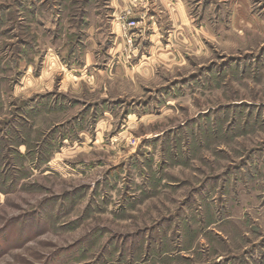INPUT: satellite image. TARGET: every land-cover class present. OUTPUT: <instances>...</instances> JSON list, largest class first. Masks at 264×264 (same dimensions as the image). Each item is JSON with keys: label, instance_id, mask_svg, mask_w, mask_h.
Returning <instances> with one entry per match:
<instances>
[{"label": "rangeland", "instance_id": "1", "mask_svg": "<svg viewBox=\"0 0 264 264\" xmlns=\"http://www.w3.org/2000/svg\"><path fill=\"white\" fill-rule=\"evenodd\" d=\"M174 1L0 0V264H264V0Z\"/></svg>", "mask_w": 264, "mask_h": 264}, {"label": "crops", "instance_id": "2", "mask_svg": "<svg viewBox=\"0 0 264 264\" xmlns=\"http://www.w3.org/2000/svg\"><path fill=\"white\" fill-rule=\"evenodd\" d=\"M162 1L167 3V4L175 6V7L173 6L175 9L174 16L177 17V19H175V23H177L178 21L181 22V24L186 23V20H187L186 13L184 12L183 8L181 7L180 1L175 2L174 0H161V2ZM112 4L114 6V9L112 10L111 14L114 16H119L122 12H124L126 10H131L132 8H135V6H136V5H131L133 3L131 2V4H130L129 0H114V2ZM132 11H134V10L132 9ZM155 24L156 23H155V19L153 16V17H151V23H150V26L152 27L153 32L151 33L149 39H150L151 43L152 42L154 43L153 47L155 46V48H157V47H159L161 42L159 40V33L157 32V27ZM119 30L120 29H118V27H117V29L115 31H113V33H115L117 36H121L122 33H121V30L120 31ZM149 30H150V28H146V30H144L146 32L145 33L146 37H147ZM145 40H147V39L145 38ZM123 48H124V40H119L118 46L116 47L117 53H122ZM112 51H113V49H112ZM120 57H119V59H121Z\"/></svg>", "mask_w": 264, "mask_h": 264}, {"label": "built area", "instance_id": "3", "mask_svg": "<svg viewBox=\"0 0 264 264\" xmlns=\"http://www.w3.org/2000/svg\"><path fill=\"white\" fill-rule=\"evenodd\" d=\"M125 19L128 20L127 17H125L124 20H125ZM126 23H129V22H126ZM131 25L134 26L135 23H132V24L130 23V24L128 25V29L131 28Z\"/></svg>", "mask_w": 264, "mask_h": 264}]
</instances>
